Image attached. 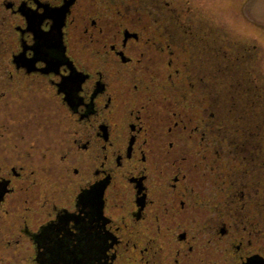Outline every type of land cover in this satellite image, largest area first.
I'll use <instances>...</instances> for the list:
<instances>
[{
  "label": "flooded vegetation",
  "instance_id": "flooded-vegetation-1",
  "mask_svg": "<svg viewBox=\"0 0 264 264\" xmlns=\"http://www.w3.org/2000/svg\"><path fill=\"white\" fill-rule=\"evenodd\" d=\"M188 2L0 0V264H264L229 95L238 66L264 100V47Z\"/></svg>",
  "mask_w": 264,
  "mask_h": 264
},
{
  "label": "rangeland",
  "instance_id": "rangeland-1",
  "mask_svg": "<svg viewBox=\"0 0 264 264\" xmlns=\"http://www.w3.org/2000/svg\"><path fill=\"white\" fill-rule=\"evenodd\" d=\"M188 5L194 11L202 7L227 31L243 36L242 42L264 47V0H189ZM261 65L264 70V58Z\"/></svg>",
  "mask_w": 264,
  "mask_h": 264
},
{
  "label": "trees",
  "instance_id": "trees-1",
  "mask_svg": "<svg viewBox=\"0 0 264 264\" xmlns=\"http://www.w3.org/2000/svg\"><path fill=\"white\" fill-rule=\"evenodd\" d=\"M220 34H221V37L223 38V42L226 43L227 40L225 38L229 36L230 32L227 31V29L221 25ZM244 70H245V67H238V66L236 67V72L233 73V77L236 78V81L233 82V87L229 95L233 94L232 90L235 91L236 94H235L234 101L238 103L236 106L237 107L244 106L248 110V114L252 115L254 119H256V121H253L254 124L261 123L262 120H264V106H263V110L261 108V104L262 103L264 104V100L262 101V98L260 96V90L256 89V86H254L252 81L251 82L249 81L248 83L247 82L244 83L246 79L248 80V78H245L243 76L249 77L250 76L249 74H252V73H247V71L244 72ZM251 70H253V68ZM254 76L255 74L253 73L252 77ZM258 85L260 86V82L258 83ZM249 87L252 88V91L249 90ZM245 91H247V93H245ZM225 101H226V98H224L222 103H224ZM256 111H257V114H256ZM239 114L240 113L238 111L235 112L233 110V113H232L229 109H225V112H224V115H226L228 118H231V119L235 118L237 123L241 121L239 118H237Z\"/></svg>",
  "mask_w": 264,
  "mask_h": 264
}]
</instances>
